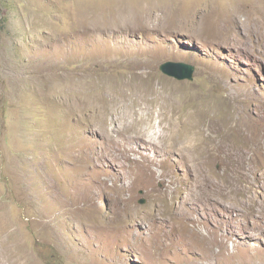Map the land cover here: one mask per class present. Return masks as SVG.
Listing matches in <instances>:
<instances>
[{"label": "rangeland", "instance_id": "1", "mask_svg": "<svg viewBox=\"0 0 264 264\" xmlns=\"http://www.w3.org/2000/svg\"><path fill=\"white\" fill-rule=\"evenodd\" d=\"M0 264H264V0H0Z\"/></svg>", "mask_w": 264, "mask_h": 264}, {"label": "bare ground", "instance_id": "2", "mask_svg": "<svg viewBox=\"0 0 264 264\" xmlns=\"http://www.w3.org/2000/svg\"><path fill=\"white\" fill-rule=\"evenodd\" d=\"M185 63H187V62H185ZM187 64L193 65L191 63H187ZM193 66H195V65H193ZM195 71H196V69H195ZM194 74H195V72H194ZM193 79H194V75H193ZM193 79H190V80H193ZM152 106L153 105H150L149 106L150 110H152V112H150L149 118H144V117L138 116V118H137L138 121H135L134 126L138 125L137 122H140V119H142L143 122H145V121L147 122L149 119L156 117V114L157 113H156V111L154 110V108ZM161 113L162 112L160 111L159 116H161ZM198 116H200V115H198ZM162 122L163 121H161V123ZM194 123H197V122L193 119V122H192L193 126L195 125ZM192 124L190 123V117H188L187 119H185L184 121H182V125L185 126V128L182 131L180 129H178L179 123L176 126H174L175 129L172 131V134L169 137V145H168V148H167L166 155L169 154V153H173V152H176L177 151L178 153L182 154L183 156H187L189 158L190 155H186V153H189L190 154L192 151H197L199 148H201L203 138L197 132H193V129H192V126H191ZM160 131H162V130H160ZM181 132L182 133H185V134H194L196 136V142L193 143V144H189L190 143L189 141L188 142L183 141L184 139L181 136ZM142 133H143L142 131H138L135 136H131V139L132 140H137V138L140 137V138H142L141 141H143L144 143H149V142H147L143 138ZM143 134H145V133H143ZM151 139H152V137H151ZM139 168H141V167H139ZM138 170H142V168L141 169H136L137 172H138ZM146 173H147V171L143 174V178H145ZM138 180L141 181L140 178H138ZM79 199L83 203L82 196ZM87 204H89V200H88Z\"/></svg>", "mask_w": 264, "mask_h": 264}, {"label": "water", "instance_id": "3", "mask_svg": "<svg viewBox=\"0 0 264 264\" xmlns=\"http://www.w3.org/2000/svg\"><path fill=\"white\" fill-rule=\"evenodd\" d=\"M195 66L182 61H167L160 65V70L178 80L193 79Z\"/></svg>", "mask_w": 264, "mask_h": 264}]
</instances>
